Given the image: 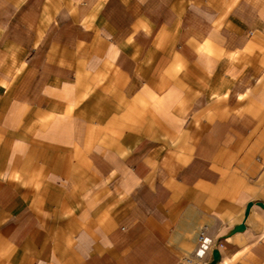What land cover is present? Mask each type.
Returning a JSON list of instances; mask_svg holds the SVG:
<instances>
[{"label": "crops", "instance_id": "obj_1", "mask_svg": "<svg viewBox=\"0 0 264 264\" xmlns=\"http://www.w3.org/2000/svg\"><path fill=\"white\" fill-rule=\"evenodd\" d=\"M264 264V0H0V264Z\"/></svg>", "mask_w": 264, "mask_h": 264}, {"label": "built area", "instance_id": "obj_2", "mask_svg": "<svg viewBox=\"0 0 264 264\" xmlns=\"http://www.w3.org/2000/svg\"><path fill=\"white\" fill-rule=\"evenodd\" d=\"M197 242L199 244V248L196 250L193 257L184 258L182 260V264H201V258L204 254V251L206 249V240L204 237V234L201 233L197 239Z\"/></svg>", "mask_w": 264, "mask_h": 264}]
</instances>
